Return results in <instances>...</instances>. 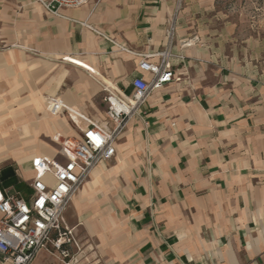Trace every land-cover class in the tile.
<instances>
[{
    "label": "crops",
    "instance_id": "obj_1",
    "mask_svg": "<svg viewBox=\"0 0 264 264\" xmlns=\"http://www.w3.org/2000/svg\"><path fill=\"white\" fill-rule=\"evenodd\" d=\"M233 4L90 0L53 14L0 0V150L18 167L0 170V189L27 199L31 160L63 161L60 141L87 126L50 113L47 99L105 122V90L130 95L135 78L149 79L140 56L163 49L177 12L175 80L128 122L64 223L99 264H264V6L248 18ZM48 257L32 264H61Z\"/></svg>",
    "mask_w": 264,
    "mask_h": 264
},
{
    "label": "built area",
    "instance_id": "obj_2",
    "mask_svg": "<svg viewBox=\"0 0 264 264\" xmlns=\"http://www.w3.org/2000/svg\"><path fill=\"white\" fill-rule=\"evenodd\" d=\"M37 1L45 10L56 14L62 8H76L90 0ZM176 13L167 23L163 49L156 54L140 56L138 68L148 73L149 79L135 78L130 95L105 90V122L89 120L56 97L47 99L50 113L67 112L83 120L87 126L78 140L60 141L59 155L63 161L44 156L31 160L33 178L28 184L31 193L27 199L19 193L0 189V264H32L43 251L55 256L61 264H99L96 258H90L92 250L86 252L73 230L65 225L64 213L93 169L115 157L117 141L128 122L139 117L147 98L175 80L172 61L184 59L182 54L173 53ZM198 42V38L193 36L179 42V47L185 49ZM154 58H157L156 62L151 61ZM59 138L58 135L55 137L56 140Z\"/></svg>",
    "mask_w": 264,
    "mask_h": 264
},
{
    "label": "rangeland",
    "instance_id": "obj_3",
    "mask_svg": "<svg viewBox=\"0 0 264 264\" xmlns=\"http://www.w3.org/2000/svg\"><path fill=\"white\" fill-rule=\"evenodd\" d=\"M238 2H239V4H237ZM234 4H236V7H233L234 11H237V9H238L237 6L240 5V9H242L244 11L243 14L248 16V18H252L254 16L255 8L258 9V5L264 6V0H234ZM263 10H264V7H263ZM8 155L11 156V153L0 150V170L6 169V168H12V170L13 169L17 170L18 167L16 166L14 159L9 158V157L7 158L6 156H8ZM9 179H6L4 181L3 187L12 189V182H9ZM25 186H26V184L23 183V187H21L22 191L25 190V188H26ZM24 195H25V193H24ZM51 256H53V255H51ZM48 258L51 260H53L52 258H54L55 260L58 261V259L55 256L48 257Z\"/></svg>",
    "mask_w": 264,
    "mask_h": 264
}]
</instances>
